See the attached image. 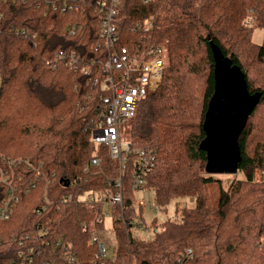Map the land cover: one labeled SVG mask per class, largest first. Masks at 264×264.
<instances>
[{
    "label": "trees",
    "instance_id": "trees-1",
    "mask_svg": "<svg viewBox=\"0 0 264 264\" xmlns=\"http://www.w3.org/2000/svg\"><path fill=\"white\" fill-rule=\"evenodd\" d=\"M119 1V46L168 54L157 89L125 124L127 141L155 154L145 184L155 207L165 211L183 198L195 206H176L174 219L159 224L150 241L132 237V161L121 174L108 147L90 138L102 111L92 86L102 80L106 60V51L96 48L100 16L94 10L44 13L34 2L12 5L0 21V168L19 162L14 171L21 179L18 203L0 221V264H18L17 253L29 248L39 254L33 264H66L56 243H71L79 264H94L93 232L111 235L106 264H178L187 250L189 264H264V44L251 41L253 28L264 29V0ZM145 19L152 22L148 32L137 28ZM209 42L240 68L250 94L261 93L238 138L242 178L227 189L206 174L199 149L213 94ZM58 51L75 53L93 73L53 63ZM107 193H120L121 205L99 200ZM105 214L110 229L96 224L81 232V224Z\"/></svg>",
    "mask_w": 264,
    "mask_h": 264
},
{
    "label": "built area",
    "instance_id": "built-area-1",
    "mask_svg": "<svg viewBox=\"0 0 264 264\" xmlns=\"http://www.w3.org/2000/svg\"><path fill=\"white\" fill-rule=\"evenodd\" d=\"M28 2L36 3L37 8L43 10L44 13L94 10L100 16L99 43L96 48L106 51V60L101 67L104 74L102 80L99 82L93 80L92 86H98L102 111L98 118V126L91 131L90 138L96 145L103 144L108 147L111 158L119 164L121 174L128 159H131L133 167L131 189L133 191L144 190L146 178L155 167V154L150 149H136L130 142L122 141L121 125L126 124L134 116L138 104L157 89L167 67V52L159 49L156 52L148 51L145 54L137 50L131 53L127 48L119 46V0H0V21L5 17L6 7ZM245 25L249 26L250 21H245ZM151 27L150 19L137 24V28L145 32L151 30ZM70 29L74 33L75 28ZM52 62L63 63L83 75L93 73V67L84 63L75 53L58 51L54 54ZM17 164L19 162L11 161L8 169L0 168V221L8 220L18 203L16 182L20 181L21 176L14 171ZM97 164L98 160H92V165ZM37 174L39 175V172ZM120 183L121 177H118L114 181L115 187H119ZM107 198V200L105 198H99V200L110 206L121 205L119 193L113 196L107 193ZM106 220L111 222L110 229L111 217L105 214L104 217L98 216L93 221L81 224L80 230L82 233H87L90 227L96 224H104V227L108 228L105 225ZM93 234L90 244L95 246L94 264H106L108 243L103 241L100 232H93ZM61 245L63 244H54L56 250L62 249L60 259L66 264H79V258L73 252L71 243ZM56 252L51 253L56 255ZM38 256L39 254L37 255L33 248H29L26 252L19 251L17 253L18 264H33V258L36 260ZM181 257L184 260L178 264H189L192 258L191 251H185Z\"/></svg>",
    "mask_w": 264,
    "mask_h": 264
},
{
    "label": "water",
    "instance_id": "water-1",
    "mask_svg": "<svg viewBox=\"0 0 264 264\" xmlns=\"http://www.w3.org/2000/svg\"><path fill=\"white\" fill-rule=\"evenodd\" d=\"M213 58V94L208 102L199 149L206 154L208 175H237L241 161L238 138L261 93L250 94L245 76L220 49L209 42Z\"/></svg>",
    "mask_w": 264,
    "mask_h": 264
},
{
    "label": "rangeland",
    "instance_id": "rangeland-1",
    "mask_svg": "<svg viewBox=\"0 0 264 264\" xmlns=\"http://www.w3.org/2000/svg\"><path fill=\"white\" fill-rule=\"evenodd\" d=\"M251 41L256 45L264 44V29L255 27L252 29ZM258 119L257 117L254 121ZM253 122V121H252ZM121 140L127 141V130L125 124L121 125L120 132ZM221 180L223 188L227 189L233 180L241 179V175H212ZM121 196V194L119 193ZM88 200V198L86 197ZM135 199V212L136 217L133 219L132 227L130 228V233L132 237L136 240L150 241L154 235L159 231L158 225L161 224L166 218L174 219L175 207H194L195 201L192 198L176 199L171 201L166 210H161L154 205V193L152 190L144 189L134 192ZM122 203V197H121ZM119 206V205H117ZM111 222L109 220L105 221V225L109 228ZM103 241H109L107 244L109 256L113 254L111 251V235L107 239L103 238Z\"/></svg>",
    "mask_w": 264,
    "mask_h": 264
}]
</instances>
